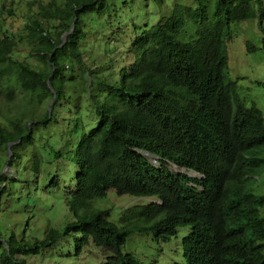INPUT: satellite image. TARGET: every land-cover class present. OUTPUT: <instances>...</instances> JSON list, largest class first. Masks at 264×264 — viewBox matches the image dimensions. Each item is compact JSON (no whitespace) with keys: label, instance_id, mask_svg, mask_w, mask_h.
Returning a JSON list of instances; mask_svg holds the SVG:
<instances>
[{"label":"trees","instance_id":"16d2710c","mask_svg":"<svg viewBox=\"0 0 264 264\" xmlns=\"http://www.w3.org/2000/svg\"><path fill=\"white\" fill-rule=\"evenodd\" d=\"M165 1L141 0L159 11L149 23L122 16L129 0H30L23 23L0 29V216L12 210L18 167L32 174L20 182L28 188L63 187L71 217L43 238L0 239V264H28L69 236L77 252L91 242L105 264H143L123 251L128 235L167 241L185 225L175 264H264V194L247 187L264 165L255 155L264 120L238 96L227 54L234 23L261 25L263 0L175 1L164 12ZM99 35L129 61L87 63ZM109 190L150 200L115 222L92 207Z\"/></svg>","mask_w":264,"mask_h":264},{"label":"rangeland","instance_id":"374dc122","mask_svg":"<svg viewBox=\"0 0 264 264\" xmlns=\"http://www.w3.org/2000/svg\"><path fill=\"white\" fill-rule=\"evenodd\" d=\"M0 1V29L10 28L11 23L17 25L23 23L24 16L28 13L30 0H4L2 10V0ZM175 1L183 4H192L193 2V0H166L165 8L161 9L164 12L168 11ZM12 6L14 12L9 13L8 10H12ZM157 12H159L158 9L153 5L146 9V5L141 0H129L128 4L120 11L124 17H133L134 19L139 17L143 19L149 18V23L155 22V18L158 16ZM13 19L15 20L14 22H12ZM127 36L128 34L123 35L124 38ZM263 36L264 19L261 21V25L257 16L234 23L232 25V38L227 43V54L229 77L237 82L236 92L238 96L244 100L246 106L254 104L258 107L264 120ZM95 37L96 34L89 35L90 40L95 39ZM101 37L102 35H99V39L93 41L95 45L87 52L85 56L87 63L90 61L100 62L111 56L121 58L122 55L124 56L122 60L124 63L129 61L130 57L129 55H124L125 49L123 46L118 44L116 47L114 43L105 45ZM247 42L256 47L255 51H247ZM20 47L26 48L23 45ZM104 49H106V52ZM121 51L122 53H120ZM21 52H23L22 49L19 50L18 56ZM105 53H109V55L105 56ZM27 61L32 65L35 64V61L31 58H28ZM72 67L73 64L69 65L67 69L71 70ZM43 109L44 106H42L41 111ZM51 133L56 136L55 141H61L62 138L57 129ZM255 155L264 158V146L259 147L255 151ZM3 159H7L6 156ZM14 170L17 171L19 176L13 186L15 190L13 196L5 201V205H10L12 210L0 216L1 240H7L12 232L17 238L23 237L27 240H31L34 237L43 238L45 229L49 225L59 229L64 222L71 219L63 200L65 198L63 196V194L65 195L63 187L57 189L49 188L42 182L38 190L35 191L33 184L29 185L28 188L20 183L24 178L30 179L32 177L31 172L28 169L21 172L18 167H14ZM14 170L13 173H15ZM47 170H52L51 162H49ZM10 171L12 169L5 163L3 172L8 174ZM60 172L66 177L65 167H60ZM247 187L253 193L264 194V165L256 175L247 181ZM149 200L146 197H136L127 194L118 195L114 190H109L103 198L95 199L92 207L94 209H109L110 216L108 219L117 222L125 208L135 204L146 203ZM260 212L264 216V207ZM189 230L190 227L188 225L180 226L176 234L167 241L157 240L151 233L130 234L125 239L123 251L132 254L135 259L143 264L181 263L183 262L182 237ZM55 247V252L42 251L36 255L27 256L26 261L28 264H105L102 251L91 242L77 252L75 250L74 237L69 236ZM1 251L2 249L0 248Z\"/></svg>","mask_w":264,"mask_h":264},{"label":"water","instance_id":"95a60500","mask_svg":"<svg viewBox=\"0 0 264 264\" xmlns=\"http://www.w3.org/2000/svg\"><path fill=\"white\" fill-rule=\"evenodd\" d=\"M72 28H73V25H72L71 29H72ZM65 35H66V34H64V36H63V41L65 40ZM54 98H55V95H53V97H52V99H51V101H50V106H52ZM49 110H50V109H49ZM9 147H10V144L8 145V150H9V154H11Z\"/></svg>","mask_w":264,"mask_h":264}]
</instances>
